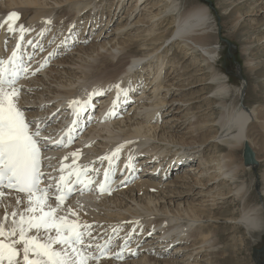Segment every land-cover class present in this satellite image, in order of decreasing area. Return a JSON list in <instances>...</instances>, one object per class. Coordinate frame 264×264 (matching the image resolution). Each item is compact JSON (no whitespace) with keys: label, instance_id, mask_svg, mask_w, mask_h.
<instances>
[{"label":"bare ground","instance_id":"bare-ground-1","mask_svg":"<svg viewBox=\"0 0 264 264\" xmlns=\"http://www.w3.org/2000/svg\"><path fill=\"white\" fill-rule=\"evenodd\" d=\"M112 1L0 2V21L11 12H18L17 25L34 29L25 35V40L39 41L44 46L43 51L26 46L27 54L35 51L30 64L32 70L44 64L50 52L58 51L60 57L67 56L59 60L54 56L41 71L19 80L22 92L18 103L28 112L26 120H34L42 128L55 129L62 125L64 128V120L69 122L68 115L73 114L67 100H86L94 89L105 90V95L93 97L96 108L79 118L78 128L83 122L87 125L82 132L83 143L59 151L60 157H68L65 161L43 157V164L48 166L46 173L55 176V168L59 171L62 164L72 163L75 152L79 157L78 164L96 162L95 166L100 168L99 181L107 162L101 164L98 158L124 145L110 195L107 192L74 195L67 201L79 211L82 221L92 225L93 235L100 238L96 242L107 239L111 228L117 226L122 227L119 236L126 238L134 227L133 223L126 222L140 221L136 232L132 233L131 243L122 253L124 258L112 255L120 250L121 240L108 256L101 257L98 264H201L202 257L208 259L214 255L213 249L218 245L205 233L220 219L215 217L219 203L222 206L228 203L227 215L221 216L234 232L244 231L249 235L256 263L264 264V104L249 106L246 98L248 81L240 86L232 85L229 76L216 70L215 55L220 49L213 42L212 30L216 22L210 8L199 4L182 10L181 2L177 0H157L149 2L151 6H145V14L139 16L141 6L147 0H135L124 19L119 20L125 0ZM254 3L259 4L254 11L264 17V0ZM65 8H71L68 9L71 12L63 13ZM23 17L26 18L24 21ZM48 19L52 21L50 25L46 24ZM104 25L107 26L105 30ZM160 26L170 31L168 36L158 33ZM45 28L50 31L41 37ZM94 30L98 32L90 38ZM70 35L76 38L61 45V41ZM53 38L55 40L50 44ZM162 41L168 44H161ZM18 42V34L9 37L6 27L0 29V58H7ZM88 42L92 44L87 46ZM139 46L148 50L138 54L141 49H134ZM169 47L179 49L185 58L197 55L201 61L199 65H193L195 73L204 66L202 70H212L211 77L199 79L195 74L192 83L185 78L192 85L186 89V80H181L188 75V66L185 69L175 56H168ZM250 70L254 71L256 67ZM208 80L214 84L215 99L204 100L211 104V109L218 107V116H214L212 109L214 112L205 113L203 118L194 113L188 118V113L204 95L202 92ZM117 83L132 91L128 102L117 108V115L105 119L103 112L112 109L116 97V89L110 86ZM198 85L205 86L200 89V95L193 93V103L179 98L186 90L195 92ZM249 93H252L251 87ZM183 111L188 113L181 115ZM87 114L92 116L91 120H87ZM187 121L188 126L185 125ZM128 141L133 143H126ZM186 144L189 146H184ZM172 145H181V149L174 151ZM207 146L213 147L217 155L205 157ZM129 155L134 158V170L124 168ZM162 161L169 165L170 177L152 176ZM176 168L183 174L170 180ZM255 173L256 177L260 176L256 189L253 179L247 180L249 176L255 178ZM178 182H183L182 189L185 190H176ZM22 196L4 191L3 203L7 207L0 206V220L5 212L21 210L16 205ZM247 243H239L237 250H246ZM223 248L227 263L231 259V248ZM170 249L176 255L173 259L163 260L164 253ZM181 255L183 259L176 261Z\"/></svg>","mask_w":264,"mask_h":264},{"label":"snow or ice","instance_id":"snow-or-ice-1","mask_svg":"<svg viewBox=\"0 0 264 264\" xmlns=\"http://www.w3.org/2000/svg\"><path fill=\"white\" fill-rule=\"evenodd\" d=\"M18 20L19 13L13 11L0 21V29L6 27L9 37L18 34L19 41L7 58H0V206L7 207L3 203L5 188L16 190L23 196L17 199L16 205L21 210H13L10 214L5 212L0 220V264H98L101 257L108 256L121 240L120 250L112 255L123 259L122 253L131 243L132 233L136 232L140 221L126 222L134 225L126 238L119 236L122 227L117 226L111 228V235L107 239L96 242L100 238L93 235L92 225L82 221L79 211L67 204L73 195L93 189L100 175V168L95 166L96 162L78 164L79 157L74 152L72 163L62 164L58 177L42 170L45 159L42 157V150L48 147L46 141L49 138L41 135L44 129L36 121L26 120L25 111L18 103L22 92V86H18V82L41 71L51 58L58 57L59 52H50L44 64L32 70L30 64L35 57V51L27 54L26 46L40 51L44 50V46L39 41L34 43L32 39L25 40V35L34 29L25 27L24 24L17 25ZM51 23L50 19L46 20V24ZM47 31L50 29H42L41 37ZM75 38L71 35L65 37L61 45ZM54 40L55 38L49 43ZM110 87L116 89V99L105 119L117 115V108L128 102L129 93L132 91L130 88L121 87L120 83ZM102 95H105L103 88L94 89L86 100L77 98L70 101L75 118L73 127L67 132L68 143L74 139L73 133L80 116L96 108L92 103L93 97ZM91 119L89 116L88 120ZM56 144L63 146L64 139ZM123 147L121 144L110 154L98 158L101 164L107 162L103 171V182L98 186L99 193L111 194V182L115 179L119 154ZM67 159L68 157H64V160ZM124 168L135 169L131 155ZM45 178L48 183H45Z\"/></svg>","mask_w":264,"mask_h":264},{"label":"rangeland","instance_id":"rangeland-1","mask_svg":"<svg viewBox=\"0 0 264 264\" xmlns=\"http://www.w3.org/2000/svg\"><path fill=\"white\" fill-rule=\"evenodd\" d=\"M155 1L157 0H147L146 3L142 4L141 11L139 12V16H141L140 14H142V16L143 14H145L146 12L145 6H148V5L151 6V4L154 3ZM177 1L181 2L182 10L183 9L188 10L199 4L207 5L210 8L211 13L214 16V20L216 22L215 23L216 26L212 30V33L215 35V39L213 40V42L215 44L214 46L220 49L215 55L217 59L215 63L216 70L219 72L221 71L227 76H229L232 85L240 86L242 85L243 82H245V80L248 81L249 84L247 87L248 91H247L246 98L247 100H249L248 101L249 106H252V105L254 106V104L258 105L259 103L264 104V17L261 16L260 13L258 14V12L254 11L255 10L254 8H258L257 5L259 4L258 3L255 4L254 3L255 0H208V1L207 0H177ZM113 2L114 1L111 0V3ZM134 2L135 0H125V4L123 6L122 12L119 14V20L124 19V16L130 9V7L134 4ZM149 2H152V3L148 4ZM161 2L163 1H160V3ZM115 3H117V0L115 1ZM109 5L110 4L107 5L108 10H109ZM68 9H71V8H67V9L65 8L63 13H66V12L68 13L69 11L71 12V10H68ZM248 13H252V14L247 15ZM241 17L242 19H240ZM25 19L26 18L23 17V21ZM105 19H106V14H105ZM239 19L241 22L239 21ZM107 20H108V17H107ZM107 20L105 21V24L107 23ZM237 22L238 24L236 26ZM106 27L107 26L104 25V30ZM165 28H166L165 26L164 27L160 26V28L158 29V33L168 36L170 31H168ZM96 32L98 31L94 30L92 32V35H89V37L90 38L95 37ZM89 34H91L90 30H89ZM83 35H85V33ZM224 40H227L231 44L234 45L232 58L228 57L227 55V46L224 43ZM163 42L165 45L168 44V42L166 41H162L160 43L163 44ZM91 44L92 42L86 43L87 46ZM149 48L151 49V46H149ZM145 49L146 47L139 46V47H135L134 50L135 51L140 50L138 51V54H141V51L143 52V51L148 50V49L146 50ZM168 50H169L168 56L169 55L170 57L175 56L176 59L180 61V63L182 64L184 68L188 66L189 73L188 75L183 76L181 82H184V80L187 79L192 83V79H193L192 76L195 74H197L199 79L202 77L205 79L206 78L209 79L211 77L210 74L212 75V70L210 69L202 70L204 66H202L200 71H197L195 73L196 68H194L193 65L194 64L199 65L201 61L197 55L196 56L188 55L187 58H185L183 53L179 52V49H177L176 47H169ZM65 52L66 51H64V53ZM60 53L61 52H59L58 57H56V60H59L61 57H67L64 54L60 57ZM125 59L128 60L129 57ZM251 66L252 67L255 66L256 70L251 71L250 70V68H252ZM197 69H199V67H197ZM187 80L185 81V84H184V85L187 84L186 89L192 86L187 83ZM193 81L195 82V79ZM205 83H206V89L202 92L204 95L201 96V98L199 99L200 102L195 104V108H193V110H191L189 113L187 111H183L181 112V115L185 116L188 113L187 116L189 118L190 115L194 113V114H197L198 117L200 116L201 118H203L205 113L207 112L212 113L215 111L216 115L214 116L215 117L218 116V107L217 106L214 107L212 105L213 106L212 109L214 110L212 111L211 104L208 103L207 100H204V98L215 99L213 97L214 96L213 93L215 90L213 86L214 84L210 80L206 81ZM204 86L205 85H198L197 86L198 88L196 90L194 89L195 92L193 91L190 92V90L189 91L186 90L181 96H179V98L188 100L187 102L193 103L195 101L193 93L199 92L196 95L197 96L200 95L201 94L200 89ZM250 87L252 89V93H249ZM253 90H255V92H253ZM98 109L99 108H97L96 110L98 111ZM47 110L48 109H46V111ZM25 117L29 118L28 112H25ZM86 117H88V114ZM185 125L188 126V121L186 122ZM184 146L187 147L189 145L186 144ZM172 147L174 151L176 149H179V150L181 149V145H172ZM207 148L208 149L205 151V157H207V155H210V154H213L214 156L217 155V154H214L213 147L207 146ZM191 164L192 163L187 164L188 166L186 165V168L190 167ZM257 170H259V168H257ZM178 171L179 170L176 169L175 172L171 174L170 180H176L177 175L183 174V173L180 174V171L179 172ZM259 173H260V170L257 171L258 175ZM259 178L260 176L256 177V173H255V178H252L249 176L247 177V180L250 182V180L253 179V183L255 184L254 188L256 189L257 188L256 183L259 180ZM182 183L183 182H178L177 185L179 186L175 187L176 190L178 191L185 190V189H182ZM253 183L252 185H254ZM191 199L192 198H189V200ZM184 200L186 199H183V201ZM227 204L222 206V204L219 203L218 204L219 206L215 208V217H219L220 219L218 220V222H215L214 224H212L213 226L211 225L210 227H208L205 234L209 235L208 238L211 239V241L213 240V243L218 244V245L216 246V248H214L215 250L213 249L214 255L208 256V259L207 257L206 258L202 257V259L204 260L201 262V264H206L208 260H210V262L212 261L211 264H257L254 258V254H253L254 253L253 248H252L253 242L251 238L249 237V235H247L246 232L244 231L234 232V230L231 229L230 224L226 220L223 219L224 216L227 215V210H229ZM221 214H223L224 216H221ZM241 242L242 243L248 242L247 243L248 245L246 246L247 248L246 250L244 249L242 250V252L241 251L239 252L237 248L239 246V243ZM223 246L231 248V252L229 254L231 256V259L227 263L225 262V256L223 255V250H224ZM173 251H174L173 249L166 251L162 259L163 260L173 259L174 256L176 255V254H173ZM182 255L179 256L178 260L176 261L182 260L183 259Z\"/></svg>","mask_w":264,"mask_h":264},{"label":"water","instance_id":"water-1","mask_svg":"<svg viewBox=\"0 0 264 264\" xmlns=\"http://www.w3.org/2000/svg\"><path fill=\"white\" fill-rule=\"evenodd\" d=\"M208 1V0H207ZM224 43L226 44L227 46V55L228 57H233V50H234V45L231 44L229 41L227 40H224Z\"/></svg>","mask_w":264,"mask_h":264}]
</instances>
